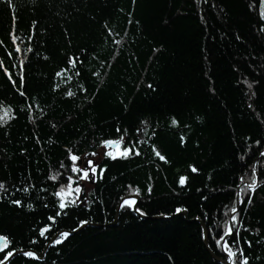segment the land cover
<instances>
[{"label":"trees","instance_id":"obj_1","mask_svg":"<svg viewBox=\"0 0 264 264\" xmlns=\"http://www.w3.org/2000/svg\"><path fill=\"white\" fill-rule=\"evenodd\" d=\"M12 2L24 37L21 46L36 49L35 55L22 57L27 92L37 98L28 103H38L43 111L35 113L33 122L24 99L0 72V117L8 125L0 126V182L11 190L37 186L23 196L22 208L11 203L10 194L0 200V233H10L17 248L42 254L47 241H28L35 237L32 230L56 211L51 195L55 186L48 176L61 171V161L67 163L66 149L83 155L97 149L102 139L117 138V128L127 130L126 139L136 137L139 128L142 155L98 157L107 171L89 185L85 204L70 209L59 223L62 231L81 220L101 227L73 233L30 264H217L209 252L223 260L208 246L211 240L205 246L202 227L194 220L209 228L222 226L226 205L236 201L240 175L247 181L253 165L258 174L264 168L259 156L264 151V23L259 0ZM12 15L0 4V40L9 47ZM34 20L37 34L27 45ZM106 26L113 37H108ZM84 49L89 55L82 75L78 82L73 76L68 85L77 95L66 98L63 85L53 92L55 72L66 66L68 56ZM81 84L87 94L79 91ZM8 106L15 109L11 116L3 111ZM172 117L179 127L171 125ZM181 135L186 137L183 146ZM153 146L168 163L155 158ZM242 164L247 167L242 169ZM191 165L198 173H191ZM182 175L188 177L185 187L178 185ZM259 180L251 205L245 204L241 212L243 228L248 229H242L241 236L252 241L251 248L242 245L250 264H264V176ZM43 187L46 193L39 191ZM137 189L144 218L125 208L109 226L121 197ZM176 208L187 209V219L175 214ZM13 264L24 261L17 256Z\"/></svg>","mask_w":264,"mask_h":264},{"label":"snow or ice","instance_id":"obj_2","mask_svg":"<svg viewBox=\"0 0 264 264\" xmlns=\"http://www.w3.org/2000/svg\"><path fill=\"white\" fill-rule=\"evenodd\" d=\"M35 2V0H33ZM207 2V0H205ZM0 4H4L8 7L12 15V29L8 33V39L11 42V47L5 43L4 40H0V49H3V54L0 55V72H3L4 76L7 78L8 82L13 86L15 91L19 96L24 99L27 104V111L30 119L35 121V113L37 111L42 112L43 108L39 106L38 103H28L29 100H34L37 98L30 97L27 92V77L25 75V70L27 65L22 57L27 54H36V49L31 46L22 47L21 42L24 37L19 33L17 28V15L16 9L13 7L12 0H0ZM257 5L253 2L251 10H255ZM258 15L262 23H264V0H259L258 3ZM131 23V18L129 19ZM38 21H33L29 29V36L26 41L27 45H31L37 34ZM264 32V27L260 29ZM106 31L108 37H113L115 33L108 29L106 26ZM114 44H119V40L113 39ZM88 50H82L80 55H70L67 57L66 66L61 67L54 74V84L52 91H59L63 85L66 88L65 97L74 98L77 92H74L68 85L73 83V76L76 77L77 82L82 75L81 69H83L85 61L88 58ZM49 57L44 56L43 59L47 60ZM13 60H18L19 63H11ZM5 61H8L6 63ZM15 73V74H14ZM98 72H94L93 76H98ZM17 81L19 85L17 86ZM151 87V85H149ZM251 89L252 85H248ZM79 91L87 94V88L82 84L79 85ZM252 95H255L252 93ZM3 102L0 101V104ZM249 107H252L250 104ZM6 115L11 116L14 114L15 109L11 106L3 109ZM3 117H0V126L7 127V124L2 123ZM171 125L179 127V121L172 117ZM52 127H56L55 124ZM155 129L153 130V137L155 136ZM117 138L115 139H102L98 148L91 152H86L83 155L78 154L72 148L66 149L67 152V163L61 161L59 164V171L56 174H51L48 176L49 181L55 186V190L51 193L55 200L53 201L56 211L46 217L45 222L38 228L33 229L35 237H30L28 243L30 245H36L40 243L41 240L47 241L45 245L47 247H57L64 243L73 233L78 232L87 223V220L79 221L76 227L68 231L59 230V223L62 217L69 215V210L72 208L84 205L87 201L89 195H91L89 185H95L98 183L102 174L107 171L100 162L98 157L104 159L116 160V159H127L132 156H140L142 152L138 145L143 144L144 141L139 139L141 135L140 129H136V137L126 139L128 133L127 130H122L120 128L116 129ZM36 139H39L38 137ZM180 143L183 146L186 143V137L184 135L180 136ZM257 146H261V141H256ZM152 153L158 160L168 163L167 157L161 153L158 147L153 146ZM261 159H264V151L259 153ZM241 160L244 159L243 156L240 157ZM251 159V157H249ZM247 165L242 164L241 168H245ZM190 171L193 174L198 173V169L194 166H190ZM65 172L68 174L65 175ZM264 176V168H262L258 174L257 166L253 165L250 170V177L246 181L244 174L242 173L238 178L236 187L238 192L236 193V201L226 205L229 211L224 212L223 224H214L212 228L208 225H204L202 228V239L205 241L211 240L213 243L208 246L213 248L215 251L221 254L223 259V264H250V259L248 254L242 245L246 244L248 248L252 247V241L245 240L241 236V230L247 231L248 229L243 228L241 221V212L244 211L245 204L251 205L253 195L260 183L259 177ZM188 177L180 176L178 185L180 187H185L187 185ZM35 184H31L28 187H16L14 190L9 189L4 182H0V200L8 198L9 194L11 196V203L18 208L25 206L24 195L30 194L36 189ZM131 187V186H129ZM40 192H47V187L39 189ZM148 194L151 195L152 188L149 186ZM17 194H21V198H16ZM133 195L139 196L140 192L137 189ZM207 199V197H205ZM121 209L127 208L139 215H144L145 213L138 207L139 201L137 199H129L121 197ZM29 209L33 206L31 203L26 205ZM45 208L49 207L48 203L44 204ZM187 211L184 208H176L175 214H180L181 212ZM199 219V218H198ZM209 223L212 224L211 219ZM51 237V239H50ZM15 238L10 233H0V264H13L17 256L21 257L24 264H30V262H38L40 257L33 250L26 247L15 246ZM220 264V261L217 262Z\"/></svg>","mask_w":264,"mask_h":264},{"label":"water","instance_id":"obj_3","mask_svg":"<svg viewBox=\"0 0 264 264\" xmlns=\"http://www.w3.org/2000/svg\"><path fill=\"white\" fill-rule=\"evenodd\" d=\"M125 198H129V199H137V200H139L138 196H135V195L128 196V197H125ZM121 203H122V201L120 200L119 204L117 205V207H116V209H115V220H114L113 223H112L111 225H109V226H114V225L116 224L118 214H119V212H120V210H121V207H120ZM132 212H133V211H132ZM133 213H135V212H133ZM135 214H136L138 217H140V218H144L143 215H139V214H137V213H135ZM178 216H182V217H184L185 219H187V213H186V212H181L180 214H178ZM166 218H167V217H160V219H166ZM194 222H198V223L201 225V227L203 228L204 224H203L202 222H200V221H198V220H194ZM90 226H92V227H101L100 225H97V224H86L82 229H84V228H86V227H90ZM82 229H80L79 231H81ZM79 231H78V232H79ZM78 232H75V233H78ZM203 241H204L205 246H207V241H205V240H203ZM47 248H48V247L46 246L42 254H37V255L40 257V259H43V257H44V253L46 252ZM209 253H210L211 257L213 258V260H215L216 262L220 261V264H223V260H220V259L216 258L211 252H209Z\"/></svg>","mask_w":264,"mask_h":264}]
</instances>
